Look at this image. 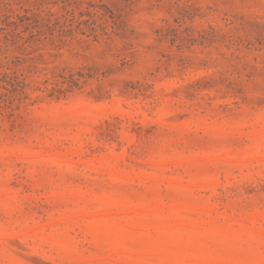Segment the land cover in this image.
Here are the masks:
<instances>
[{
  "label": "rangeland",
  "instance_id": "374dc122",
  "mask_svg": "<svg viewBox=\"0 0 264 264\" xmlns=\"http://www.w3.org/2000/svg\"><path fill=\"white\" fill-rule=\"evenodd\" d=\"M0 264H264V0H0Z\"/></svg>",
  "mask_w": 264,
  "mask_h": 264
}]
</instances>
